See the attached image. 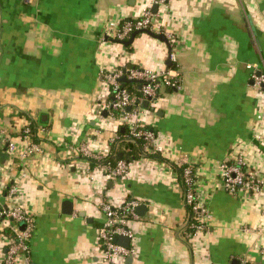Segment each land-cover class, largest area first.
I'll list each match as a JSON object with an SVG mask.
<instances>
[{
  "label": "crops",
  "instance_id": "crops-1",
  "mask_svg": "<svg viewBox=\"0 0 264 264\" xmlns=\"http://www.w3.org/2000/svg\"><path fill=\"white\" fill-rule=\"evenodd\" d=\"M149 1L0 0V204L18 202L35 217L28 264H102L101 200L131 197L147 209L130 222L135 254L115 264H264V191L233 195L219 175L221 161L241 157L264 180L261 95L247 67L264 66V0H168L151 31L167 41L143 32L128 48L110 24L140 17ZM131 65L181 75L179 88H161L138 113L162 150L145 155L143 142L123 144L127 175L88 171L78 146L108 156L120 132L110 111L97 112L110 94L103 72ZM31 122L41 147L23 158ZM181 159L194 165L210 210L207 229L195 235ZM15 184L10 199L5 190ZM5 247L0 231V264Z\"/></svg>",
  "mask_w": 264,
  "mask_h": 264
},
{
  "label": "built area",
  "instance_id": "built-area-1",
  "mask_svg": "<svg viewBox=\"0 0 264 264\" xmlns=\"http://www.w3.org/2000/svg\"><path fill=\"white\" fill-rule=\"evenodd\" d=\"M168 0H150L143 14L137 18H130L123 21L120 25L111 23L114 37L117 40H127L132 33L138 30H148L156 32L157 12L153 10L155 4L160 5ZM170 58L176 60V53H171ZM251 70V80L253 87L260 93L261 111L257 113V119L264 121V66L259 63H247ZM123 76L130 80H137L136 84H141L139 94L133 95L131 90L125 87L120 80ZM103 77L110 85L108 98L103 97L99 102L97 112L99 115L103 111L111 109L117 110L112 113L113 119L117 122L119 129L125 128L128 131L127 138L132 141L142 140V152L145 155L157 154L162 147L156 144V132L151 127L144 124L139 118L138 113L143 107L145 100L153 102L159 95L161 88H179L181 75L171 68L156 71L139 65L121 66L112 71H104ZM113 94V98L111 95ZM131 107V110H128ZM29 127L24 132L28 133ZM26 137H29L28 135ZM30 139V137H29ZM121 139L120 132H117L112 142ZM40 143L30 139L21 157L27 158L33 152L40 150ZM14 145L7 143V150L14 151ZM78 151L86 161L87 170L90 171V160L98 161L96 167L110 175L125 176L129 172V162L120 158L113 166L105 159L107 156L101 152L91 150L86 144L78 146ZM178 167L182 173L183 202L191 210L189 214V224L193 228L192 234L195 235L207 229L206 220L210 216V210L205 203L199 199L195 167L189 161L181 159ZM219 175L223 181L225 189L233 194L241 192L260 193L264 191V180L239 157L235 161H221L219 164ZM18 193V185H12L5 196L13 199ZM141 201L137 198H128L123 203L114 205L106 199H102L100 208L104 214V220L98 227V239L101 247L102 264H115L118 259H125L133 256L136 246L132 244L135 239V232L130 225L131 220L139 218L137 213ZM192 220V222H190ZM24 223V226L21 225ZM0 231L5 241V253L2 264H28L30 260L31 240L36 231V220L33 215L28 213L18 202L0 204ZM9 231V232H8ZM116 236H126L130 239L129 246L120 244L114 240ZM240 264H251L242 261Z\"/></svg>",
  "mask_w": 264,
  "mask_h": 264
},
{
  "label": "trees",
  "instance_id": "trees-1",
  "mask_svg": "<svg viewBox=\"0 0 264 264\" xmlns=\"http://www.w3.org/2000/svg\"><path fill=\"white\" fill-rule=\"evenodd\" d=\"M131 45L127 46L128 48H130ZM123 83V82H122ZM123 85L125 87H127L129 90H131L132 94L135 95V94H139V88H138V84H136L135 82H129V83H126ZM111 99L113 98V94L111 95L110 97ZM112 113H117V110L115 109H111ZM26 127H29L30 128V131L28 133H25L24 130ZM23 130H22V134L24 136H29L33 141H36L38 142L39 141V137H38V123H34V122H31L28 126H26ZM122 129V128H121ZM119 129L120 131V135H121V139L117 142H112L111 141V145H112V150H111V154H109L107 156V158L105 159L106 161L110 162L113 166L116 164V162L120 159L119 157V148L121 145L123 144H133V143H136L130 139H128L126 136H127V133L128 131L125 130L122 132V130ZM143 142L142 140H137V142ZM120 144V145H119ZM142 146H143V143H142ZM142 148V147H141ZM142 150V149H141ZM98 161L96 160H90V163L92 166H95L97 164ZM179 172H180V180H181V185H183V182H182V173H181V170L179 169ZM12 185H10L8 187L7 190H5V192L7 193L8 190L10 189ZM188 209V213L190 214L191 213V210L190 208H187ZM190 218H191V214H190ZM190 222H192V220H190ZM191 226V225H190ZM191 229L193 230V228L191 227ZM9 232V231H8Z\"/></svg>",
  "mask_w": 264,
  "mask_h": 264
},
{
  "label": "water",
  "instance_id": "water-1",
  "mask_svg": "<svg viewBox=\"0 0 264 264\" xmlns=\"http://www.w3.org/2000/svg\"><path fill=\"white\" fill-rule=\"evenodd\" d=\"M158 9H159V5L158 4H155L153 6V10L156 12ZM143 32H148V33H150L155 38H158V39H160L162 41H167V38L165 37L164 34L152 33V32H150L148 30H138V31H135V32L132 33V35H131V37L129 39H127V40H117V41L123 43L125 46H129V45H131L134 42L136 36L138 34H140V33H143ZM169 63H170V60L167 61V64H169ZM120 80L124 84L129 83V82H138L137 80L127 79L125 76H123ZM140 87H141V84L138 85V88H140ZM113 99L115 100V98H113ZM148 104H149V100H145L144 103H143L144 107H147ZM128 110H131V107H128ZM103 114L105 116H108L109 111L108 110H105V111H103ZM123 131H125V128L124 127L122 128V132ZM63 203H64V211L66 213H72V211H73V200L71 198H66V199H64ZM140 209H142V210L145 211L147 209V207H146L145 204H142V205H140L138 207V210H140ZM21 226L23 227L24 226V223ZM114 240L116 242L120 243V244L125 245V246H129V244H130V239L128 237H126V236H116L114 238ZM128 259L129 260H132L131 258H128ZM239 263L240 262L238 261V263H236V264H239Z\"/></svg>",
  "mask_w": 264,
  "mask_h": 264
}]
</instances>
